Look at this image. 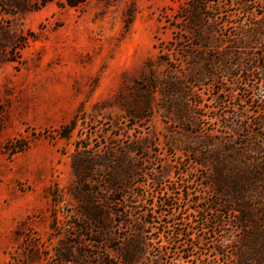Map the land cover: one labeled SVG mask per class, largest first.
Returning <instances> with one entry per match:
<instances>
[{
	"label": "rangeland",
	"instance_id": "rangeland-1",
	"mask_svg": "<svg viewBox=\"0 0 264 264\" xmlns=\"http://www.w3.org/2000/svg\"><path fill=\"white\" fill-rule=\"evenodd\" d=\"M263 118L264 0H0V264H264Z\"/></svg>",
	"mask_w": 264,
	"mask_h": 264
},
{
	"label": "trees",
	"instance_id": "trees-1",
	"mask_svg": "<svg viewBox=\"0 0 264 264\" xmlns=\"http://www.w3.org/2000/svg\"><path fill=\"white\" fill-rule=\"evenodd\" d=\"M36 2H40L42 5H45L46 3H49V2H52V1H59V2H63L65 3L66 5H68L69 7H77L79 5H81L83 3V0H80L78 2H74V3H71L69 2V0H35ZM70 3V4H68ZM256 125L258 127H264V118L263 119H260L258 121V123H256ZM244 126H242L241 123L238 124V128H243ZM179 233V232H178ZM178 233L176 235H178ZM66 262H68L67 259H65L64 256H62V259H58V260H54L52 261L51 263L49 264H66Z\"/></svg>",
	"mask_w": 264,
	"mask_h": 264
}]
</instances>
